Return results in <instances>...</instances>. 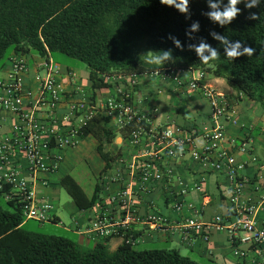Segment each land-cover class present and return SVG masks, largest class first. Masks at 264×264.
<instances>
[{
    "label": "trees",
    "instance_id": "1",
    "mask_svg": "<svg viewBox=\"0 0 264 264\" xmlns=\"http://www.w3.org/2000/svg\"><path fill=\"white\" fill-rule=\"evenodd\" d=\"M228 2L189 0L188 11L182 13L160 0H0V65L11 52L23 56L34 53L48 60L50 54L59 51L86 64L92 90L109 85L101 74L185 68L202 72L199 82L205 84L207 70L213 77L225 79L236 96L243 94L264 110V0L252 8L241 0L237 17L221 26L208 15L215 10L210 5L217 4L223 11ZM251 13L259 19H248ZM193 24L199 26L195 31ZM212 33L230 43L240 41L242 47H253L255 52L252 57L230 60ZM201 43L215 48L220 57L208 63L199 61L195 48ZM169 49L172 60L163 65L153 62L157 51ZM79 130L83 138L96 140L95 150L104 162L100 173L123 156L122 143L116 151L105 149L118 134L102 116H93ZM119 135L124 138L127 132ZM101 182L99 175L88 197L69 173L59 179L80 210L95 204ZM6 190L5 185L0 189V264H201L173 248L136 249L133 243L125 242L127 233L111 251L106 242L111 236L83 249L69 237L28 230L19 204L6 199Z\"/></svg>",
    "mask_w": 264,
    "mask_h": 264
},
{
    "label": "built area",
    "instance_id": "2",
    "mask_svg": "<svg viewBox=\"0 0 264 264\" xmlns=\"http://www.w3.org/2000/svg\"><path fill=\"white\" fill-rule=\"evenodd\" d=\"M34 68L32 86L25 79L30 71L25 57L16 55L7 77L0 78V109L13 116L10 132L0 138V189L7 186L6 199L19 204L25 220L53 221V205L47 197H39L38 191L50 184L47 175L59 168L62 151L78 145L82 138L79 128L95 115L107 119L110 128L127 130V147L135 151L119 161L130 174H137L138 189L127 183L111 191L107 195L108 205L94 218L89 233L99 237L117 235L123 240L136 217V195L148 192L151 181L163 179L161 167L165 158H183L187 151L193 161L210 162L213 170L223 171L232 188L231 202L239 203L247 179L241 175L244 164L237 155L249 154L251 145L248 140L240 142L227 134L225 123L236 121L227 98L222 92L200 84L203 73L199 70L163 67L140 73L101 74L109 83L105 87L106 95L97 100L77 89L78 97L74 96L67 105L69 124L63 125L58 108L67 93L57 80L58 65L51 59H43ZM141 76L161 84L201 90L211 109V123L199 134L203 140L201 147L195 143L196 129L182 133L180 127L171 123L157 125L151 112H139L133 107L129 99ZM19 154L25 160L24 166ZM23 170L28 175H24ZM165 173L169 174L170 170ZM189 189L200 191L201 186L195 184ZM186 192L187 188H182L179 193ZM171 205L176 213L194 209L192 203H185L176 195ZM257 208L249 204L234 220L217 215L203 222L195 216L168 219L149 214L146 221L153 228L161 224L165 230H178L183 239L198 234L206 240L211 230L224 231L231 243L235 264H264V217H257ZM117 209L123 216L115 215ZM125 242L132 243L131 237L125 238Z\"/></svg>",
    "mask_w": 264,
    "mask_h": 264
},
{
    "label": "crops",
    "instance_id": "3",
    "mask_svg": "<svg viewBox=\"0 0 264 264\" xmlns=\"http://www.w3.org/2000/svg\"><path fill=\"white\" fill-rule=\"evenodd\" d=\"M14 56L16 54L11 52L0 65V78L5 79L7 77ZM24 57L30 67L25 79L27 83L34 86L33 75L36 72L34 66L38 65L44 58L34 53L26 54ZM49 57L52 59L51 54ZM58 67L60 73L57 80L63 85L67 93V97L59 105L58 117L63 125H68L67 105L74 99V96L78 97L77 89L83 90L97 100H101L106 95L107 90L105 87L97 90L91 89L88 82V69L85 72H77L71 68L63 70L59 65ZM205 72V85L225 95L229 110L236 120L235 123H225L227 134L240 142L248 140L251 145L249 154L237 155V158L244 164L241 175L247 179L239 196V203L231 202L233 192L225 173L213 170L210 162L193 161L190 152L187 151L183 158H165L161 167L164 172L163 179L155 182L151 181L148 192H141L136 195V217L130 222L127 234L131 237L134 246L145 243L162 246L161 248H173L180 254L188 256L201 264H235L234 257L231 254V243L224 231L213 229L208 233L206 240L198 234L183 239L178 230H165L161 224L153 228L146 221L149 214H156L161 218L168 219H184L185 217L195 216L203 222L210 221L217 215L234 220L240 216L249 204L258 206L256 215L259 219L264 217V110L256 108V102L243 94L236 96L235 90L225 79L213 77L207 70ZM138 81L129 99L133 107L139 112H151L157 125L171 123L180 127L182 133H188L191 129H196L198 135L195 138V143L197 147H201L203 140L199 134L205 126H209L211 123V109L201 90H189L186 86L161 84L146 76H141ZM0 111L1 138L10 132L13 116L9 111L3 109H0ZM111 129L118 134L115 142L122 143L120 149L123 156L120 158H128L135 150L129 149L126 137L121 138L119 135V133L127 132V130ZM118 138H120V142H117ZM87 139H90V145L95 150L96 140L91 136L82 137L77 146L63 150V160L59 168L47 175L50 184L47 187L40 188L38 191L39 197L51 199L50 189L65 174L58 175L62 164L65 162V153L73 151L81 142ZM117 145L115 147L118 148ZM137 150H140V148ZM120 158L113 163L111 168L101 173L104 162L100 158L102 162L101 169L94 175L96 179L87 189L83 188L69 173L84 189L88 197L91 196L99 175L102 179L101 191L95 204L90 208L81 210L76 207V212L72 215V225L66 228L75 236L74 241L79 245L91 244V242L95 243L105 239L89 233L88 228L103 206L108 205L107 195L111 191L127 183L133 184V188L138 189L137 174L132 175L127 168H123L119 161ZM19 159L24 166L25 160L20 154ZM167 169L170 170L169 174L165 173ZM23 174L28 175L26 170H23ZM195 184L201 186L200 191L189 189ZM182 188H187V192L180 195L179 192ZM175 195L185 203H192L194 209L190 211L184 209L180 213L174 212L171 203ZM115 213L119 217L123 216L119 209ZM49 222L62 224L55 210L54 219ZM106 242L109 250L112 251L122 242V238L113 235Z\"/></svg>",
    "mask_w": 264,
    "mask_h": 264
},
{
    "label": "rangeland",
    "instance_id": "4",
    "mask_svg": "<svg viewBox=\"0 0 264 264\" xmlns=\"http://www.w3.org/2000/svg\"><path fill=\"white\" fill-rule=\"evenodd\" d=\"M52 59L56 62L61 69L66 70L71 68L74 71H87V66L81 60L71 57L65 53L55 51L52 54ZM256 102V101H255ZM256 108L263 110L259 103ZM1 113V111H0ZM90 139L81 142V144L73 151H68L65 153V162L62 164L58 175L64 173H70L81 185L83 188L87 189L94 182L95 174L101 169L102 162L97 154V152L90 145ZM118 143L113 142L105 146V149L116 151L115 147ZM51 199L49 200L54 210L60 217L62 224H54L51 222H38L32 219L26 220L25 227L28 230L38 231L45 234H55L65 237H69L74 240V235L67 230L70 225H72V215L76 212V206L73 203V200L66 192V190L57 182L50 189ZM84 245V246H83ZM94 243L91 244H81V248L89 249L93 247ZM136 249H152V248H161L155 244H136L134 246Z\"/></svg>",
    "mask_w": 264,
    "mask_h": 264
},
{
    "label": "clouds",
    "instance_id": "5",
    "mask_svg": "<svg viewBox=\"0 0 264 264\" xmlns=\"http://www.w3.org/2000/svg\"><path fill=\"white\" fill-rule=\"evenodd\" d=\"M240 2L241 0H229L228 5L224 8L223 11L219 10V6L217 4H211L210 6L215 10L210 12L208 15L213 21L219 23L221 26L230 24L240 12V9L237 7ZM160 3L169 6L174 5L177 9H179L180 12L186 13L188 11L189 0H160ZM257 3L258 0H251L250 3L245 0V6L247 8H252ZM247 18L252 20L259 19V17L255 13H251ZM198 27V24H193L192 30L195 31L198 29ZM212 35L224 46L225 57L230 60H235L236 58H239L241 56L252 57L255 52V48L253 47H242V43L240 41L230 43L226 37L219 36L215 33H212ZM173 42L177 48H181L180 42L178 40L173 39ZM189 47L191 48L193 46L190 45ZM195 51L197 53V56L199 57V61L203 63H208L209 61L216 60L220 57V53L215 48H212L205 43H201L199 47L195 48ZM206 52L209 54L205 55ZM157 53L158 54L153 58V62L157 65H163L165 61H170L173 59L171 49L167 51L160 50L157 51Z\"/></svg>",
    "mask_w": 264,
    "mask_h": 264
},
{
    "label": "water",
    "instance_id": "6",
    "mask_svg": "<svg viewBox=\"0 0 264 264\" xmlns=\"http://www.w3.org/2000/svg\"><path fill=\"white\" fill-rule=\"evenodd\" d=\"M117 142H120V138L117 139Z\"/></svg>",
    "mask_w": 264,
    "mask_h": 264
}]
</instances>
